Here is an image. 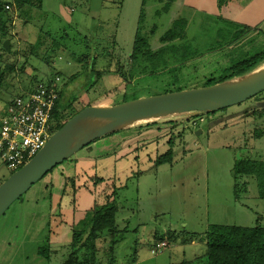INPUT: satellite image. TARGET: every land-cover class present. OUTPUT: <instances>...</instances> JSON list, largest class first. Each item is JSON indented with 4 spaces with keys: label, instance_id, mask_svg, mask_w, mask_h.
<instances>
[{
    "label": "rangeland",
    "instance_id": "obj_1",
    "mask_svg": "<svg viewBox=\"0 0 264 264\" xmlns=\"http://www.w3.org/2000/svg\"><path fill=\"white\" fill-rule=\"evenodd\" d=\"M141 2L33 0L1 12L0 42H8V52L0 49V110L51 77L59 78L61 104L76 112L204 88L264 51V0H231L221 8L217 0ZM174 23L183 38L160 42ZM136 37L147 40L145 57L134 47ZM261 106L264 90L214 113L147 118L95 139L0 216V264H63L72 230L111 190L115 227L123 234L112 254L108 239L97 241V264H109L111 256L112 264H204L209 226L264 228V199L254 180L236 200L232 178L235 160L264 161V134L252 137L256 126L264 131V119L253 115ZM97 125L82 123L79 135ZM168 140L171 163L154 165ZM12 173L0 160V184ZM158 241L167 247L153 255Z\"/></svg>",
    "mask_w": 264,
    "mask_h": 264
},
{
    "label": "trees",
    "instance_id": "obj_2",
    "mask_svg": "<svg viewBox=\"0 0 264 264\" xmlns=\"http://www.w3.org/2000/svg\"><path fill=\"white\" fill-rule=\"evenodd\" d=\"M151 0H142V6ZM157 3H164L165 0H152ZM168 2L170 0H167ZM218 7L221 8L231 0H217ZM38 2V0H36ZM172 2V1H171ZM15 7L22 5H33V0H12ZM163 10H167V7H163ZM5 11L4 3L0 1V14ZM250 30V28H247ZM184 34L178 28L175 23L173 26L162 36L159 41H173L175 39L183 38ZM0 42V49L7 53L3 49V42ZM147 41V40H146ZM143 39L136 37L134 47L142 48L139 50V56L145 57L147 54L148 43ZM147 48V49H146ZM134 57V56H133ZM136 59V58H135ZM264 62V51L234 64L229 71V76H223L218 83L228 81L233 78H237L250 73L255 70L256 65H261ZM11 71L12 67H6V71ZM49 82V79H48ZM218 83H209L210 85ZM59 99L53 110V120L55 122L54 132L59 130L64 120H68L77 112L71 109L70 103L61 104L62 92H59ZM256 96H254L255 98ZM9 103V101H8ZM7 103V104H8ZM6 104V105H7ZM260 105V104H258ZM258 121L264 119V108L261 106L257 108L253 115ZM174 121H169L165 124L170 128ZM156 125V123H150ZM264 134V131L258 126L253 129L252 137L260 138ZM171 141V139H170ZM166 152L158 155L154 158V165H160L163 163H171L173 157V151L171 142ZM233 178V195L235 199H239L240 196L247 192L248 179L254 180L257 188V197L264 199V161L261 160H235L232 167ZM95 183H101L102 179L94 180ZM111 189V188H110ZM104 191V190H103ZM105 192V191H104ZM115 190H111V194L105 198L104 203L93 202L84 222L79 229H73L71 233V239L68 246V255L63 264H97V254L99 252L97 247V241L108 239V253L112 254V247L122 237L123 232L118 231L115 227V213L117 211V205L114 201ZM205 253L204 264H264V228L260 226L254 227H241V226H222L211 225L207 228L205 235ZM192 242V239L189 240ZM42 253V250L39 251ZM44 258L48 259V254H44ZM113 263L112 256L110 257L109 264ZM180 264H190V262H181ZM194 264V263H191Z\"/></svg>",
    "mask_w": 264,
    "mask_h": 264
},
{
    "label": "water",
    "instance_id": "obj_3",
    "mask_svg": "<svg viewBox=\"0 0 264 264\" xmlns=\"http://www.w3.org/2000/svg\"><path fill=\"white\" fill-rule=\"evenodd\" d=\"M3 49L8 51V42ZM264 90V71L250 73L204 88L170 92L136 99L112 107H84L55 131L42 149L0 184V216L48 171L95 139L128 129L122 123L142 121L171 113L210 114L240 104ZM135 120V121H134ZM98 123L88 136L81 137L82 123Z\"/></svg>",
    "mask_w": 264,
    "mask_h": 264
},
{
    "label": "built area",
    "instance_id": "obj_4",
    "mask_svg": "<svg viewBox=\"0 0 264 264\" xmlns=\"http://www.w3.org/2000/svg\"><path fill=\"white\" fill-rule=\"evenodd\" d=\"M5 11L12 0H0ZM59 78L36 81L32 90L9 99L0 110V160L6 168L15 172L30 161L43 148L54 133L53 110L59 99L55 85ZM167 243L158 241L150 253H161Z\"/></svg>",
    "mask_w": 264,
    "mask_h": 264
},
{
    "label": "bare ground",
    "instance_id": "obj_5",
    "mask_svg": "<svg viewBox=\"0 0 264 264\" xmlns=\"http://www.w3.org/2000/svg\"><path fill=\"white\" fill-rule=\"evenodd\" d=\"M261 71H264V69L263 70H261ZM261 71H258V72H261ZM132 121H128V122H125V123H122L120 126H123V125H125V124H128V123H131ZM91 123H94L95 124V122H91ZM94 131V130H93ZM93 131H91V133L93 132ZM91 133H89V134H91ZM88 134V135H89ZM87 135V136H88ZM81 137H85V136H81Z\"/></svg>",
    "mask_w": 264,
    "mask_h": 264
},
{
    "label": "crops",
    "instance_id": "obj_6",
    "mask_svg": "<svg viewBox=\"0 0 264 264\" xmlns=\"http://www.w3.org/2000/svg\"><path fill=\"white\" fill-rule=\"evenodd\" d=\"M133 122V121H132ZM129 124V123H128ZM126 126V125H125ZM128 129H130V128H128Z\"/></svg>",
    "mask_w": 264,
    "mask_h": 264
}]
</instances>
